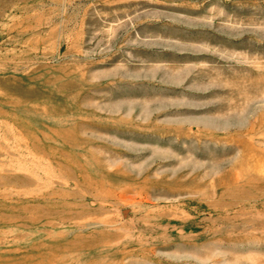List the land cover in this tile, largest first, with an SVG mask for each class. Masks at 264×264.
<instances>
[{
  "label": "rangeland",
  "instance_id": "rangeland-1",
  "mask_svg": "<svg viewBox=\"0 0 264 264\" xmlns=\"http://www.w3.org/2000/svg\"><path fill=\"white\" fill-rule=\"evenodd\" d=\"M0 264H264V0H0Z\"/></svg>",
  "mask_w": 264,
  "mask_h": 264
}]
</instances>
